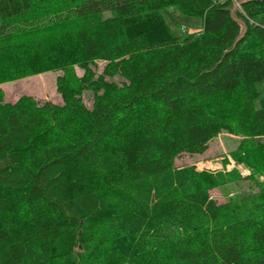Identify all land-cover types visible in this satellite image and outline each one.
Instances as JSON below:
<instances>
[{
	"label": "trees",
	"instance_id": "1",
	"mask_svg": "<svg viewBox=\"0 0 264 264\" xmlns=\"http://www.w3.org/2000/svg\"><path fill=\"white\" fill-rule=\"evenodd\" d=\"M48 1L68 22L39 32L48 50L27 75L72 50L84 75L61 83L63 103L0 88V264H264V0L246 14L229 0H0V83ZM167 7L203 26L174 35ZM222 133L253 173L176 162ZM243 181L254 190L211 194Z\"/></svg>",
	"mask_w": 264,
	"mask_h": 264
},
{
	"label": "rangeland",
	"instance_id": "2",
	"mask_svg": "<svg viewBox=\"0 0 264 264\" xmlns=\"http://www.w3.org/2000/svg\"><path fill=\"white\" fill-rule=\"evenodd\" d=\"M40 8L42 9L35 13L37 17L34 22L35 27L31 31L33 33L28 36L27 42H24L21 54L19 56L16 54L12 60H7L9 73L6 74L5 81L0 83V88L4 91V100L7 102L16 101L21 95H32L40 100L63 103V96L59 88L61 83L65 85L74 83L76 79H80L84 75V69L80 62L82 57L79 56L76 50H72V53L75 54L73 59L68 58V55H64L62 60H54L53 56H50L51 63L55 66L52 70L27 75L25 63L28 62L26 61L28 56H34L35 60L39 62L45 58V52L48 50L43 49L42 45H45V43L41 40L43 35L41 37L39 32L68 22L65 11L58 9L50 1L45 2ZM235 8L238 7L235 6ZM162 15L170 26L172 33L176 36H185L192 31L198 32L203 26L201 17L183 13L174 7L165 8ZM55 38L51 39V43H47L50 49H53L56 46L55 44L59 46ZM25 47H28L31 51H27ZM64 63L65 65L62 68L56 66ZM104 65L105 62L102 60L90 64L92 70L97 74L103 70ZM10 72L11 77H9ZM64 74H66V78L63 79ZM118 80L120 81V78ZM257 89L259 93L255 96V105L258 108L264 107V82H258ZM83 96L86 104L91 106L93 91L87 88L83 91ZM237 145V139L234 136L222 133L210 143V148L205 153H185L178 157L176 162L178 164L195 165L199 170L211 172L230 170L237 166L243 174L253 173L252 167L243 163H236L231 157L230 152ZM252 190H254V187L251 182L243 181L216 188L211 194L219 202H224L230 198L245 195Z\"/></svg>",
	"mask_w": 264,
	"mask_h": 264
},
{
	"label": "built area",
	"instance_id": "3",
	"mask_svg": "<svg viewBox=\"0 0 264 264\" xmlns=\"http://www.w3.org/2000/svg\"><path fill=\"white\" fill-rule=\"evenodd\" d=\"M229 1H232L233 2V4L235 5V3L236 2H238L239 0H229ZM233 5V6H234ZM238 8H235V11L236 10H239V11H241L242 13H244V14H246L244 11H243V9H242V3L241 4H238V5H236Z\"/></svg>",
	"mask_w": 264,
	"mask_h": 264
},
{
	"label": "water",
	"instance_id": "4",
	"mask_svg": "<svg viewBox=\"0 0 264 264\" xmlns=\"http://www.w3.org/2000/svg\"><path fill=\"white\" fill-rule=\"evenodd\" d=\"M248 1H253V0H242V1H238L235 3V5L233 6V11H235V6L238 5V4H241L243 2H248Z\"/></svg>",
	"mask_w": 264,
	"mask_h": 264
}]
</instances>
